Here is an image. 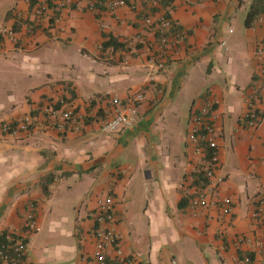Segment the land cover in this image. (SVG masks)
<instances>
[{"label":"crops","instance_id":"1","mask_svg":"<svg viewBox=\"0 0 264 264\" xmlns=\"http://www.w3.org/2000/svg\"><path fill=\"white\" fill-rule=\"evenodd\" d=\"M88 2L54 5L60 22L38 23L29 21L26 0H0V25L17 27L13 16L22 13L21 45L6 43L0 54V123L62 98L89 115L79 132L41 123L18 137L0 132V231L23 234L33 204L39 230L28 242L27 264H96L93 216L110 193L132 264H239L244 256L264 264V222L252 218L264 190V104L257 128L241 124L264 16L244 26L252 0H165L156 8L143 0L138 11L113 13L91 11ZM158 11L185 33L161 71L149 65L159 35L142 20ZM108 41L123 44V53H100ZM140 89L145 99L134 124L99 131L111 96L125 99ZM206 92L221 100L226 180L219 190L235 205L228 217L217 208L192 209L179 188L190 112ZM237 236L244 238L239 247Z\"/></svg>","mask_w":264,"mask_h":264},{"label":"built area","instance_id":"2","mask_svg":"<svg viewBox=\"0 0 264 264\" xmlns=\"http://www.w3.org/2000/svg\"><path fill=\"white\" fill-rule=\"evenodd\" d=\"M26 1L29 3L33 17L29 16V21L33 19L38 23L45 21L51 23L53 5L62 7L70 4V0ZM184 1L192 4L203 0ZM142 2L143 0H89L88 7L91 11L96 12L106 10L113 13L124 6L129 7L132 11H138ZM160 2L161 0H151V4L155 8L160 6ZM168 13L158 11L142 16L143 22L149 27L155 28L159 35V45L149 60L150 67L155 71L165 68L171 44L185 36L182 30L173 31L174 21ZM13 18L16 21L20 20L22 13H15ZM60 19L59 15L56 16L54 23H59ZM21 40L17 27L10 24L0 25V54L4 51L6 43L17 47L21 45ZM134 49L132 48V50ZM98 50L106 55H121L123 53V49H119L115 45L104 46L101 44ZM255 58L257 69L251 87L245 95V111L241 118V124L249 129L257 128L263 119L259 107L264 104V41L257 44ZM144 99L143 89L134 92L125 99L117 95L111 96L110 108L97 118L98 130L104 133H113L121 128L131 127L138 115L139 103ZM220 105L221 100L218 97L211 92H206L201 96L200 104L190 112L185 141L187 168L179 188L184 191L186 201L192 209L217 208L224 216L228 217L232 216L235 205L232 197L222 196L219 190L226 180L222 171L220 145L222 113ZM88 118L89 115L80 112L73 102L62 98L45 104L36 113L23 115L15 122L0 123V132L11 137H18L23 133H28L38 123L57 132H79ZM120 172L126 173L127 171L121 169ZM93 218L95 222L93 257L96 264H132L133 260L125 253L121 244L115 215V200L112 194H105L98 199ZM252 218L256 223L264 222V190L258 195ZM24 230L23 234L0 231V263L27 264L28 242L39 230L33 204L30 205L26 213ZM243 241L242 236H237L235 245L239 247ZM258 245L264 246V241H260ZM173 264L176 262L174 261ZM239 264H251V258L249 256L240 257Z\"/></svg>","mask_w":264,"mask_h":264},{"label":"trees","instance_id":"3","mask_svg":"<svg viewBox=\"0 0 264 264\" xmlns=\"http://www.w3.org/2000/svg\"><path fill=\"white\" fill-rule=\"evenodd\" d=\"M161 4L168 5V3H165V0H161ZM54 12V15L51 14V23H54V19L56 16H58L59 11L55 9ZM261 16H264V0H252L244 19V26L247 28L252 27L254 22ZM16 22V26L19 27V25L21 24V20H17ZM173 31H180V28H178L174 24ZM108 45H115L116 47H120L123 44L117 43L116 41H108L104 46Z\"/></svg>","mask_w":264,"mask_h":264}]
</instances>
